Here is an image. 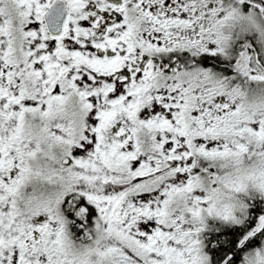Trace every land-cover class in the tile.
Wrapping results in <instances>:
<instances>
[{
    "label": "snow or ice",
    "instance_id": "1",
    "mask_svg": "<svg viewBox=\"0 0 264 264\" xmlns=\"http://www.w3.org/2000/svg\"><path fill=\"white\" fill-rule=\"evenodd\" d=\"M0 264H264V0H0Z\"/></svg>",
    "mask_w": 264,
    "mask_h": 264
}]
</instances>
